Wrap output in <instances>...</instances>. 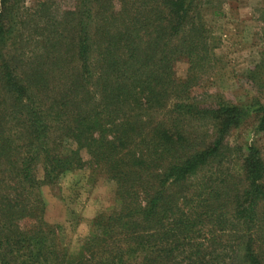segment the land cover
<instances>
[{
    "label": "trees",
    "instance_id": "obj_1",
    "mask_svg": "<svg viewBox=\"0 0 264 264\" xmlns=\"http://www.w3.org/2000/svg\"><path fill=\"white\" fill-rule=\"evenodd\" d=\"M21 1L0 0V108L3 98L8 103L0 116L21 122L15 133L0 126V154L14 150L16 137V150L28 149L1 178L0 264H264L260 148L247 147L241 186L202 171L227 153L228 132L250 115L264 135V106L190 101L200 78L193 73L208 64L200 0H121L116 32L99 24L102 0H77L61 17L42 5L5 22L2 13ZM23 27L37 36L51 76L42 57L2 55ZM180 61L188 65L184 79L175 72ZM193 121L210 135L201 140ZM38 160L41 182L32 174ZM84 168L114 183V205L92 220L70 255L59 226L42 222L38 191ZM22 217L33 225L17 226Z\"/></svg>",
    "mask_w": 264,
    "mask_h": 264
},
{
    "label": "rangeland",
    "instance_id": "obj_2",
    "mask_svg": "<svg viewBox=\"0 0 264 264\" xmlns=\"http://www.w3.org/2000/svg\"><path fill=\"white\" fill-rule=\"evenodd\" d=\"M136 1L138 2L129 0L127 4L135 5ZM42 5L55 16L61 17L64 12L77 8V0H22L18 10L9 15L6 13L2 15L5 16V22L10 18L15 21L24 16H21V11L32 14ZM99 5L102 16L99 24L106 23L109 26H105L109 27L110 31H118L122 24L121 17L118 16L122 10L121 0H102ZM198 5H202L201 10H204L203 16L208 27V32L205 33L209 49L206 52L208 64L202 66V71L199 72L201 74L198 71L193 73L198 74L200 78L190 89V101L196 106L203 107L211 106L217 98L239 108H255L257 104L264 106V0H200ZM33 23L37 26L42 25L38 20ZM26 28L15 30L13 37L5 42L2 55L10 53V58L21 54L29 60L36 58L39 60L42 57L39 62L43 63V71L46 73L44 75L51 76L53 70L49 68L47 59L43 58V52L36 46L37 36ZM187 70L188 65L184 61L178 62L175 66L179 79L186 77ZM52 86H48L47 92ZM1 102L2 107L6 109L8 106L6 99L3 98ZM5 111L10 114L11 109ZM11 115L17 116L13 113L9 116ZM7 120L10 119L6 115L0 116L1 129L15 133L21 123L20 120L17 118L12 122ZM193 123L199 129L201 140L210 135V127L199 125L196 121ZM256 126L257 117L250 115L242 124L232 128L226 139L229 146L227 153L202 171L205 173L220 171L231 183L238 186L244 184L243 159L247 147L258 146L264 160V135L255 131ZM19 142L16 137L15 145L12 147L14 150L0 154V186L2 176L6 177L10 172H15L21 158L28 154V149L23 146L16 150V145H21ZM82 157L84 160L88 158L85 152L82 153ZM40 160L33 163L32 174L41 182L43 167ZM114 190L112 181L98 172L92 173L88 168L65 173L58 179L56 185L52 187L43 185L39 188L38 193L43 201L42 222L59 226L62 243L70 255H75L81 242L89 234L92 220L99 213H105L113 208ZM19 220L15 222L17 226L33 225L28 218L22 217ZM183 264H187V261Z\"/></svg>",
    "mask_w": 264,
    "mask_h": 264
}]
</instances>
